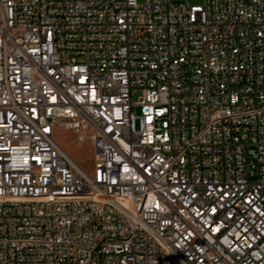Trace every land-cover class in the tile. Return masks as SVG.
Returning a JSON list of instances; mask_svg holds the SVG:
<instances>
[{
    "label": "built area",
    "instance_id": "obj_1",
    "mask_svg": "<svg viewBox=\"0 0 264 264\" xmlns=\"http://www.w3.org/2000/svg\"><path fill=\"white\" fill-rule=\"evenodd\" d=\"M0 264H264V0H0Z\"/></svg>",
    "mask_w": 264,
    "mask_h": 264
},
{
    "label": "rangeland",
    "instance_id": "obj_2",
    "mask_svg": "<svg viewBox=\"0 0 264 264\" xmlns=\"http://www.w3.org/2000/svg\"><path fill=\"white\" fill-rule=\"evenodd\" d=\"M142 0H139L141 2ZM191 6L203 7L205 0H189ZM142 96L141 91H136L132 95V102L138 103ZM134 114H140V107H134ZM57 144L74 160V162L88 173H93L95 168V150L89 137L81 141L80 138L62 129L55 131Z\"/></svg>",
    "mask_w": 264,
    "mask_h": 264
}]
</instances>
